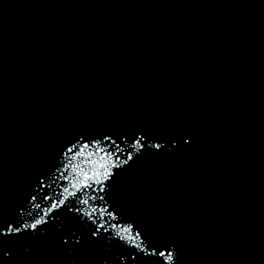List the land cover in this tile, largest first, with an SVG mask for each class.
Segmentation results:
<instances>
[{"label":"water","instance_id":"1","mask_svg":"<svg viewBox=\"0 0 264 264\" xmlns=\"http://www.w3.org/2000/svg\"><path fill=\"white\" fill-rule=\"evenodd\" d=\"M0 264H264V0H0Z\"/></svg>","mask_w":264,"mask_h":264},{"label":"snow or ice","instance_id":"2","mask_svg":"<svg viewBox=\"0 0 264 264\" xmlns=\"http://www.w3.org/2000/svg\"><path fill=\"white\" fill-rule=\"evenodd\" d=\"M51 207L52 208H55L56 207V204H53ZM39 223H41V221L38 219V220H36L35 223H33L31 225V227L35 228L37 226V224H39ZM25 227H28V225H25ZM11 231H13V229L11 227H9L8 232L10 233ZM15 231H20V229H15ZM169 258H171V257H169Z\"/></svg>","mask_w":264,"mask_h":264}]
</instances>
